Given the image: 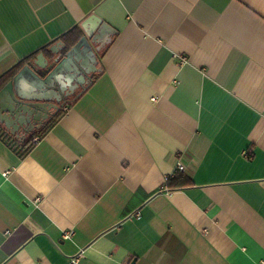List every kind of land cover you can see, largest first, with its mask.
<instances>
[{
    "label": "crops",
    "instance_id": "obj_1",
    "mask_svg": "<svg viewBox=\"0 0 264 264\" xmlns=\"http://www.w3.org/2000/svg\"><path fill=\"white\" fill-rule=\"evenodd\" d=\"M84 34L87 78L0 122L51 123L0 138V264H264V0H0V75Z\"/></svg>",
    "mask_w": 264,
    "mask_h": 264
},
{
    "label": "water",
    "instance_id": "obj_2",
    "mask_svg": "<svg viewBox=\"0 0 264 264\" xmlns=\"http://www.w3.org/2000/svg\"><path fill=\"white\" fill-rule=\"evenodd\" d=\"M101 30H98L100 33ZM89 35V34H87ZM86 34L71 47L56 51V57L45 61L40 53L33 61H27L0 89V122L7 128H30L40 118L39 111L53 107L51 98L70 87L72 80L84 81L90 71L89 59L94 54ZM91 41L104 44L103 33ZM97 50V48H96ZM77 73L78 75H76ZM2 111H6L3 113Z\"/></svg>",
    "mask_w": 264,
    "mask_h": 264
},
{
    "label": "trees",
    "instance_id": "obj_3",
    "mask_svg": "<svg viewBox=\"0 0 264 264\" xmlns=\"http://www.w3.org/2000/svg\"><path fill=\"white\" fill-rule=\"evenodd\" d=\"M24 62V61H23ZM22 62V63H23ZM22 63L16 64L13 68L0 75V89L2 86L13 77V75L21 68ZM49 124H46L43 128L37 131L29 132L28 136L21 137L17 132L4 128L0 123V138L4 141L13 151H15L19 157H24L29 153L31 148L34 145L33 139L36 137H41L45 130L48 129ZM175 177H167L166 186L167 187H176L179 184L178 178L181 177L180 171H175Z\"/></svg>",
    "mask_w": 264,
    "mask_h": 264
},
{
    "label": "built area",
    "instance_id": "obj_4",
    "mask_svg": "<svg viewBox=\"0 0 264 264\" xmlns=\"http://www.w3.org/2000/svg\"><path fill=\"white\" fill-rule=\"evenodd\" d=\"M35 140H37V138H35ZM71 235H72V231L71 230L64 231V233H63V237L64 238H70ZM81 254H82V250H80L75 257L71 258L70 264H77L78 259H79V257H80Z\"/></svg>",
    "mask_w": 264,
    "mask_h": 264
}]
</instances>
